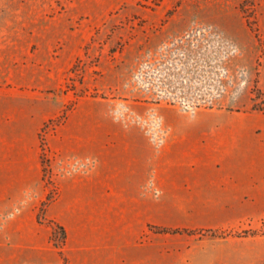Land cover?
Instances as JSON below:
<instances>
[{
	"label": "crops",
	"instance_id": "1",
	"mask_svg": "<svg viewBox=\"0 0 264 264\" xmlns=\"http://www.w3.org/2000/svg\"><path fill=\"white\" fill-rule=\"evenodd\" d=\"M14 60L0 56V264H264V247L142 238L146 225L168 222L151 218L152 199L201 201L171 207L206 208L216 225L263 216L264 121L105 122L81 104L46 141L58 195L45 216L65 231L62 247L46 246L51 229L39 232L36 218L48 194L38 132L62 103L25 89L15 66L4 71Z\"/></svg>",
	"mask_w": 264,
	"mask_h": 264
},
{
	"label": "rangeland",
	"instance_id": "2",
	"mask_svg": "<svg viewBox=\"0 0 264 264\" xmlns=\"http://www.w3.org/2000/svg\"><path fill=\"white\" fill-rule=\"evenodd\" d=\"M0 56L15 58L4 71L20 69L25 89L61 99L38 132L48 194L36 218L50 248L65 237L45 216L58 195L46 141L78 104L105 122L264 121V0H0ZM178 203L201 201L152 199L151 218L168 222L146 225L144 240L264 247V215L216 225Z\"/></svg>",
	"mask_w": 264,
	"mask_h": 264
},
{
	"label": "trees",
	"instance_id": "3",
	"mask_svg": "<svg viewBox=\"0 0 264 264\" xmlns=\"http://www.w3.org/2000/svg\"><path fill=\"white\" fill-rule=\"evenodd\" d=\"M253 108H255V107H253ZM57 227L61 231L62 235H64V237H65V231H64L63 227L62 226H59V225H57ZM154 228H156V231H172V232L177 231V229H171L169 227L166 228V227H157V226H154ZM182 230H185V229H182Z\"/></svg>",
	"mask_w": 264,
	"mask_h": 264
}]
</instances>
